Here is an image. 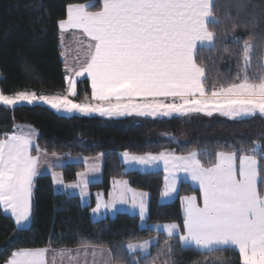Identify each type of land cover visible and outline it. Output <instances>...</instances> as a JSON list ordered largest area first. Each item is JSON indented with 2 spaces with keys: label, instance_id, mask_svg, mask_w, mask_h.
Listing matches in <instances>:
<instances>
[{
  "label": "snow or ice",
  "instance_id": "6c2138e0",
  "mask_svg": "<svg viewBox=\"0 0 264 264\" xmlns=\"http://www.w3.org/2000/svg\"><path fill=\"white\" fill-rule=\"evenodd\" d=\"M215 8L216 0L69 3L66 18L57 21L58 27L61 33L67 29L82 30L89 38L88 59L76 75L87 74L93 99L107 105L75 104L66 97L50 99L35 92L6 95L0 90V107L14 112L21 103L45 102L57 111L75 110L86 115L98 112L108 117L135 114L155 118L191 113L212 116L218 112L233 120L264 119V53L257 57L256 46L249 40L233 36L232 43L240 49L237 69L229 83L206 90L201 53L216 50L224 43L212 30L222 23ZM228 51L223 48V52ZM69 88L75 95V81L70 80ZM169 99L171 102L166 103ZM37 136L32 126L24 131L14 125L11 133L4 132L0 137V207L14 218L17 230L29 223L34 178L40 174L41 157L47 156V150L36 142ZM204 155H214L215 159L209 158L206 163L199 151L187 155L122 154L129 164L159 168L163 163L167 175L162 197L177 194L181 179L198 185L202 204L196 196L182 197L183 224L163 226L168 238L175 236L183 248L204 252L237 251L242 264H264V142L253 140L235 150ZM89 170L98 171L99 167L94 165ZM77 175L79 181L68 185L58 174L54 173L53 178L66 188L79 189L83 197L89 181L85 173ZM112 196L110 203L99 200L93 213L131 202L134 208L138 207L140 219L145 220L148 193L137 192L128 187L127 181L117 180ZM181 227L183 231H179ZM149 244L147 240L128 243L126 248L130 254L140 249L148 255ZM165 245L166 254H170L173 248L169 240H165ZM87 247L81 245L83 249ZM57 256L76 260L72 249L18 248L5 264H55ZM132 258L135 261V256Z\"/></svg>",
  "mask_w": 264,
  "mask_h": 264
},
{
  "label": "trees",
  "instance_id": "16d2710c",
  "mask_svg": "<svg viewBox=\"0 0 264 264\" xmlns=\"http://www.w3.org/2000/svg\"><path fill=\"white\" fill-rule=\"evenodd\" d=\"M69 3H87V0H0V90L4 94L35 92L38 96H50L67 91V65L62 57L57 21L66 18ZM215 15L222 23L212 30L224 43L216 50L201 53L207 76L206 90L231 81L240 52L232 43L233 36L255 45L257 57L264 53V0H216ZM233 24L238 27L233 28ZM224 47L229 51L223 52ZM90 95L88 80L80 81L77 101ZM14 125L34 127L38 132L36 142L48 154L90 158L103 153V179L91 189L107 193L113 180L126 178L133 188L149 194V225L181 224V203L179 200L160 202L161 172L124 173L121 154L187 155L190 151H199L207 163L215 157L204 153L235 150L253 140L264 142V119L231 121L200 113L170 119L106 120L63 117L41 105L18 106L14 112L0 107V137L4 132L11 133ZM82 169V165H66L62 169L65 180L75 181ZM191 192L187 185H182L181 195ZM93 204L84 207L79 198L57 193L50 176L37 177L32 222L28 228L17 230L13 219L0 207V264H5L11 252L18 248L78 249L82 244L111 249L115 264H132L134 255L127 252L126 245L151 238H156L157 243L148 256L137 257V264H164L165 261L168 264H242L236 251L201 252L183 248L175 236L168 238L150 227L142 228L135 215L118 213L114 218L93 221L90 215ZM165 240L173 248L170 254H166Z\"/></svg>",
  "mask_w": 264,
  "mask_h": 264
},
{
  "label": "crops",
  "instance_id": "0c3cea01",
  "mask_svg": "<svg viewBox=\"0 0 264 264\" xmlns=\"http://www.w3.org/2000/svg\"><path fill=\"white\" fill-rule=\"evenodd\" d=\"M60 33H61V30H60ZM88 40H89V38L82 33V30H79V29H67L63 33H61L62 57H63L66 65H67V68H68V62H70L71 59L73 60V63L75 65H73L72 69L67 70V76H66L67 91L65 93H60V94H55V95H50V96L64 97V98L66 97L67 99L74 100L77 103H87V104H90V105H93V106H97V105L106 106L107 102L98 101V100L93 99L92 88H91V78L88 77L87 74H85L84 76H77L76 75V73L85 65V63H86V61L88 59V53H87V49H86V45H87ZM82 59H84V61H82ZM77 60L79 62H77ZM85 79L88 80V82H89L90 91H91L90 98H86L85 100H82V101H77V99H76V96H77V84L80 81L85 80ZM70 80L71 81H75V89H76L75 95H73L71 93V90L69 88ZM45 96H49V95H45ZM115 102L116 101L113 100V103H115ZM137 102H140V101L138 100ZM165 102L166 103L167 102H171V100L169 99V100H167ZM48 108H50V107H48ZM51 110H53V109H51ZM191 114H193V113H191ZM91 117H99V118H103V119H106V120H117V119L125 118L126 116L123 115V116L108 117V116H102L98 112H96V114L91 116ZM130 117L144 118V117H141V116H136L135 114L130 116ZM164 119H166V118H164ZM21 127L24 129V131L28 130V126H21ZM37 137H36V140H37ZM120 159H121V162H122L123 167H124V170H123L124 173L138 172L140 174H149V173H154V172H161L163 174V189H162V192L164 191V186H165L164 177L167 175V173L163 169V163L162 162H160L159 168H155V167H151V166H147L146 167V166L139 165V164H129V163H127L124 160L122 154L120 155ZM66 165H82L83 166L82 171H80L78 173H85L86 174V178L89 181L87 192H86V194L83 197H81L79 189H73V188L64 187V185L77 183L79 181L78 175L76 176V179L73 182H67L65 180L63 172H62V169ZM94 165H98V167H99L98 171H90L89 170ZM54 173L58 174L59 177L64 181V185H60V184H57V183L54 182V178H53V174ZM45 175L51 177V179L53 181V186H54L55 191L57 193L65 194V195H67L69 197H77V198H79L82 206H84V207H88L91 204H93V202H94V204H93V206H92V208L90 210L91 219L93 221H100V220H103V219H106V218H110L109 215H108L109 214L108 211H106L105 213H102V214H98V216H96V217H94L95 213H93V211H92L94 208H96L97 202L99 200H103L104 202L107 203V198H108L109 194L112 193V192H109V191L107 193H105V192L100 191V190L93 191L91 189V186L100 184L102 182V179H103V158L101 156L88 158V157H72V156H61V155H55L54 156L52 154H48L47 153L46 157H44V156L41 157L40 174L37 175L34 178V182H35L37 177L45 176ZM180 176L184 177V173H180ZM117 180H119V181H127L128 182V187H130L131 189H134L137 192H141V191L133 188L130 185L129 181L126 178H124V177L117 178V179L113 180L112 183H111L112 189L114 187V181H117ZM182 185H187L189 190L191 189L193 192L181 195L180 191H181ZM177 189H178L177 194H173L171 197H162V193H161L160 202L162 204H168V203L174 202L176 200H179L180 203H181V198L184 197V196H196L198 202L202 204V193L199 191L198 185L195 184L194 182L190 181L189 179H181L180 182L177 184ZM33 190H34V187H33ZM32 201H33V197H32ZM148 202H149V194H148V197H147V200H146L147 205H148ZM181 206H182V214H183V205H182V203H181ZM128 207H129L130 210L129 209L126 210V207H125V209H122V207H120L121 209H119L120 212H118V213H127V214H130V215L138 216L139 220H140V226L142 228L150 227L151 229H153L154 231H156L158 233H163V234L167 235V233H166V231H165L163 226L171 224V223H163V224L162 223H156V224L149 225L147 223V221H148V208H147V215L145 217V220L142 221L140 219V216H139V213H138L139 211L138 212L134 211L135 208L133 207L131 202H129L127 204V208ZM1 209H2V207H1ZM4 214L9 216L5 212H4ZM32 214H33V212H32ZM12 219L14 221V218H12ZM183 219H184V217H183ZM31 222H32V215L30 217L29 223H28L26 228H28L30 226ZM176 224H178V223H176ZM182 224H183V222L181 224H178V225L182 226ZM157 226H159V228H157ZM179 231H183V228L181 227V229H179ZM193 249H195V248H193ZM195 250H197V249H195ZM197 251H201V250H197ZM201 252H204V251H201ZM52 255H53L52 252H50L49 253V260L50 261L52 260ZM65 257H68V256H65ZM58 259H59V256L56 257L55 264L59 263ZM241 263H242V261H241Z\"/></svg>",
  "mask_w": 264,
  "mask_h": 264
},
{
  "label": "rangeland",
  "instance_id": "374dc122",
  "mask_svg": "<svg viewBox=\"0 0 264 264\" xmlns=\"http://www.w3.org/2000/svg\"><path fill=\"white\" fill-rule=\"evenodd\" d=\"M82 61H84V59H82ZM77 62H79V61L77 60ZM73 65H75V64L73 63V60L71 59V61L68 62L67 70L72 69ZM26 93H32V92H26ZM47 97H49L50 99L51 98H55L54 96H47ZM60 98L63 99L64 97H60ZM68 100H70V99H68ZM71 101L73 103H75V104H87V103H77L74 100H71ZM33 105H41V106H45V107L46 106L50 107L51 109L54 110V112H56L58 115L63 116V117H75V116L91 117V116L96 114V112H95V113H91L90 115H86V114L80 113L79 111H75V110L72 111V112H67V111H64V110L57 111L56 109L52 108L51 105H49V104H47L45 102H37V103H33V104L21 103L18 106H33ZM200 114L205 115L204 113H200ZM214 115L222 116L218 112H214L212 116H214ZM124 116H126L125 118H127V117H130L132 115H124ZM174 117H181V116H173V117H169V118L168 117H158V118L157 117H155V118H153V117H144V118H152V119H164V118H166V119H170V118H174ZM222 117H224V118H226L228 120H231V121L242 120L241 118H237V119L233 120V119H231V118H229L227 116H222ZM113 191H114V187L112 189V187L110 185L109 192L113 193ZM141 192H143V191H141ZM112 193L109 194V196L107 198V203H110L112 201V199H113ZM127 204H119L118 203V204H116L115 208H101L98 213L94 214V217L98 216V214H102V213H105L106 211H108L109 217L110 218H114L115 215L118 214V212H120V210H119V209H121L120 207H122V209H125V207H126V210L129 209V207L127 208ZM147 208H148V205H147ZM134 211L138 212L139 211L138 207L135 208ZM146 215H147V213H146ZM144 241H146V240H144ZM144 241L137 242V243H134V244H140V243H143ZM147 241H150L149 249H148V255H149L152 247L157 243V239L156 238H151V239H148ZM125 249L127 250V248H125ZM72 250H74V254L76 256V260L75 261L70 260L69 257H65V256L64 257H59V259H58L59 263L58 264H85V262H87V264H93L94 261L96 262V264H115V263H113L112 254L109 253L108 250H106V249L87 247L86 249L78 248V249H72ZM93 252L96 253L95 256L92 255ZM127 252H128V250H127ZM85 253H87V255H85ZM130 255H134L135 258H136L135 261L131 260L132 264H137L138 263V258H137L138 256H140V257L148 256V255H145L143 253V251L140 250V249H137L136 253H131Z\"/></svg>",
  "mask_w": 264,
  "mask_h": 264
}]
</instances>
